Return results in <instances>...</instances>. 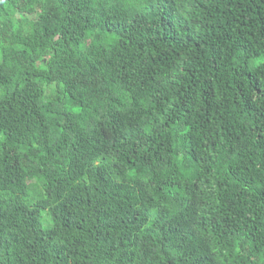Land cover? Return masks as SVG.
<instances>
[{
    "label": "trees",
    "instance_id": "16d2710c",
    "mask_svg": "<svg viewBox=\"0 0 264 264\" xmlns=\"http://www.w3.org/2000/svg\"><path fill=\"white\" fill-rule=\"evenodd\" d=\"M0 264H264V0H0Z\"/></svg>",
    "mask_w": 264,
    "mask_h": 264
}]
</instances>
